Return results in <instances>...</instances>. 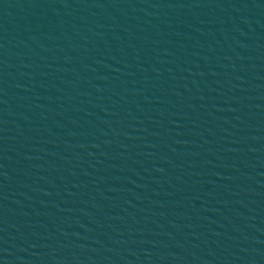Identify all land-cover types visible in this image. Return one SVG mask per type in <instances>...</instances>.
Wrapping results in <instances>:
<instances>
[{
    "label": "water",
    "instance_id": "obj_1",
    "mask_svg": "<svg viewBox=\"0 0 264 264\" xmlns=\"http://www.w3.org/2000/svg\"><path fill=\"white\" fill-rule=\"evenodd\" d=\"M0 264H264V0H0Z\"/></svg>",
    "mask_w": 264,
    "mask_h": 264
}]
</instances>
